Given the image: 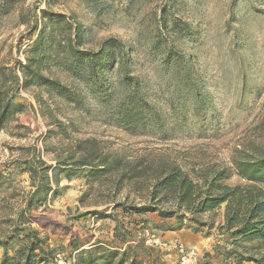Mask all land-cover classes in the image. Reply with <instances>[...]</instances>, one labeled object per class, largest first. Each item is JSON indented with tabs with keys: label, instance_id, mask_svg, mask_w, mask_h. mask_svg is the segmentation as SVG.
I'll list each match as a JSON object with an SVG mask.
<instances>
[{
	"label": "rangeland",
	"instance_id": "obj_1",
	"mask_svg": "<svg viewBox=\"0 0 264 264\" xmlns=\"http://www.w3.org/2000/svg\"><path fill=\"white\" fill-rule=\"evenodd\" d=\"M43 12L80 27L81 39L74 38L78 56L74 65L68 55L67 65L57 59L46 63L40 82L25 84L20 67L32 55ZM111 39L125 48L127 75L140 88L146 118L158 120L138 127L123 122L130 86L122 78V58L111 49L102 54ZM91 52L103 59L100 84L70 68L85 67L83 55ZM175 53L186 58L192 87L182 83L183 71L175 72ZM11 72L21 79L12 97L23 111L0 129V240L33 191L27 163L42 162L51 167L48 176L58 190L27 216L55 251L53 258L46 254V264H78V252L70 247L76 239L81 250L96 246L104 257L114 253L112 264L121 263L128 250L122 264H187L179 246L188 252L189 264L205 260L212 249L201 251L177 238L175 228L182 223L176 219L125 215L115 205L145 204L153 169L163 164L178 165L192 176L223 166L232 170L226 184L245 183L233 170V158L264 149V0H0V85L5 78L9 89ZM52 82L57 88L47 90ZM89 140L104 155L121 159L122 171L97 182H88L85 172L68 177L58 167L52 171L77 142ZM223 211L214 217L216 225ZM183 224L192 236L210 237V244L214 237L226 242L215 229L208 236V228ZM116 230L128 234L126 243L115 237ZM147 231L159 245L148 243ZM141 241L151 255L136 247ZM4 256L0 248V264ZM104 257L94 264H108ZM96 258L94 253L83 257L85 264ZM203 264H221V258Z\"/></svg>",
	"mask_w": 264,
	"mask_h": 264
},
{
	"label": "trees",
	"instance_id": "obj_2",
	"mask_svg": "<svg viewBox=\"0 0 264 264\" xmlns=\"http://www.w3.org/2000/svg\"><path fill=\"white\" fill-rule=\"evenodd\" d=\"M41 25L32 45V55L27 58L26 64L20 67L25 84L36 80L40 82L42 79L40 70L46 63L57 59L59 64L67 65L64 55H68L74 65L75 58L78 56L74 38L76 36L81 39L79 26L74 28L64 16L52 17L46 12L42 13ZM107 49L113 50V53L122 58L120 62L122 78L125 84L130 86V90L125 94L127 102L126 108L123 105V122L138 127L145 125L148 120H158L159 118H146L149 112L141 96L140 88L127 75L126 52L123 44L118 40H107L104 43L102 54ZM175 54H177L175 72L179 76L183 71L182 83L192 87L194 81L186 65V58L178 53ZM83 56L87 59L85 67L70 66V68L76 69L78 76L88 83L100 84L98 62L103 60L101 54L91 52ZM2 75L5 77L4 73ZM8 75L7 79L11 78L12 87L7 88L5 78L0 85V129H4L7 124L16 119L17 111H23L22 106L15 104L12 97L13 89L19 86L21 79L14 72ZM57 86V83L52 82L47 83L46 88L50 90L51 87L57 88ZM195 102L199 105L196 109L201 113L199 102ZM121 161L117 157L104 155L96 141H79L75 148L68 152L65 159H58V164L52 171L58 167L68 177L85 172L88 182H97L122 171ZM33 163H27L26 169L33 186V191L26 200V208L12 221L10 232L3 240H0V248L5 251L2 264H46L48 259L46 254L54 257L55 251L47 246L46 239L42 238L40 232L32 226L27 213L47 203L51 193H57L58 188H53L48 176L51 167L42 162L37 163L39 166ZM233 168L244 180V184H226L232 170L223 166L218 168L212 166L192 176L178 165L163 164L153 169L152 182L145 204L134 205L124 202L116 204L115 208L122 209L125 215L130 216L146 217L148 214L155 213L163 221L176 219L182 223L175 228L177 230L184 227L185 221L198 227L195 230L208 228V236L215 229L226 242L216 243L213 248L214 254L206 253L205 260L213 257L221 258V264H264V149L244 152L234 157ZM131 170H133V177H139L140 172L136 168ZM124 177V173L120 174V180ZM222 209L224 211L221 215V222L216 225L214 217ZM204 216H209L210 219L205 221ZM126 236L128 234H121L116 230L115 237L121 242H127ZM70 247L78 252V264H85L84 254H96L97 260L92 261V264L104 257L100 249L95 250L96 246L81 250L83 246L77 239L70 243ZM136 247L148 256L152 253L150 248L145 246L144 241L138 242ZM9 250L14 251V255H9ZM128 252L129 250L122 254L119 264L127 261ZM115 257L113 253L112 256L104 258L107 259L108 264H112Z\"/></svg>",
	"mask_w": 264,
	"mask_h": 264
},
{
	"label": "crops",
	"instance_id": "obj_3",
	"mask_svg": "<svg viewBox=\"0 0 264 264\" xmlns=\"http://www.w3.org/2000/svg\"><path fill=\"white\" fill-rule=\"evenodd\" d=\"M190 232L187 231V230H184V229H181V230H178V231H175L174 232V235L179 238L181 241H183L187 246H190V247H196L197 249L199 250H206V252L210 251L211 249V253L214 254V246L216 245L214 239L215 237L213 238V241L211 242L210 244V237H202L201 234H198V235H191L189 234ZM95 247V246H92V248ZM126 247H124L123 249H120V250H124ZM210 248V250H209ZM112 249V248H111ZM204 257V256H203ZM204 258H201V264H203L204 262Z\"/></svg>",
	"mask_w": 264,
	"mask_h": 264
},
{
	"label": "built area",
	"instance_id": "obj_4",
	"mask_svg": "<svg viewBox=\"0 0 264 264\" xmlns=\"http://www.w3.org/2000/svg\"><path fill=\"white\" fill-rule=\"evenodd\" d=\"M146 237H149L148 243L149 244H154V245H159L160 240L154 235H150L149 232L147 231ZM179 251L183 254V262L189 264V255L187 254L188 252L185 251V249L182 246H179Z\"/></svg>",
	"mask_w": 264,
	"mask_h": 264
}]
</instances>
